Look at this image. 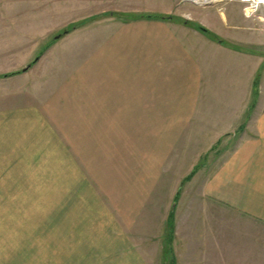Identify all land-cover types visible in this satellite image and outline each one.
Returning a JSON list of instances; mask_svg holds the SVG:
<instances>
[{
    "label": "crops",
    "instance_id": "obj_1",
    "mask_svg": "<svg viewBox=\"0 0 264 264\" xmlns=\"http://www.w3.org/2000/svg\"><path fill=\"white\" fill-rule=\"evenodd\" d=\"M219 9L0 0V264H156L160 242L176 254L155 208L166 184L181 190L189 144L200 158L221 144L207 190L264 220V55L251 51L264 13Z\"/></svg>",
    "mask_w": 264,
    "mask_h": 264
},
{
    "label": "rangeland",
    "instance_id": "obj_2",
    "mask_svg": "<svg viewBox=\"0 0 264 264\" xmlns=\"http://www.w3.org/2000/svg\"><path fill=\"white\" fill-rule=\"evenodd\" d=\"M185 3L202 8L218 6L219 10L225 8L242 10L246 7V4L236 0H221L213 5ZM254 24L260 34L256 42L262 46H257L251 51L261 50L264 55V22L257 19L254 20ZM50 43L48 41L35 50L32 48L30 53L24 52L26 56L29 55L31 64L45 52ZM24 50L26 51V48ZM188 147L181 158L180 182L183 183L184 180L186 182L181 187L179 199L176 200V196L181 183L170 182L160 191V197L158 195L157 198L159 203L164 205L155 208L157 220L161 222V218L170 217L175 206L174 223L171 226L167 224L169 228L167 236L176 235L177 252L173 254V250L169 249L166 255L162 254L163 243L160 242L159 249L151 248L152 251L159 250L157 251L159 253L153 256L156 264H264V220L250 217L245 212L223 203L217 199L215 194L217 191H213L221 179L222 164L228 158H224L225 153L222 155L220 152L221 144H215L211 152L203 154L201 158L200 152L197 154L199 157L194 156L197 151L195 145L189 144ZM195 161L196 167H193ZM195 169L196 173L187 178ZM171 175L179 179L178 175ZM173 177L167 179L172 180ZM210 180L214 183L211 185L213 189L211 187L207 190L206 184L211 182Z\"/></svg>",
    "mask_w": 264,
    "mask_h": 264
},
{
    "label": "built area",
    "instance_id": "obj_3",
    "mask_svg": "<svg viewBox=\"0 0 264 264\" xmlns=\"http://www.w3.org/2000/svg\"><path fill=\"white\" fill-rule=\"evenodd\" d=\"M184 2H191L194 4H207V5H213L215 3H218L221 0H201L203 2L198 3L199 0H183ZM239 2H242L246 4L245 7V13L247 16H253L257 12H263L264 13V0H236Z\"/></svg>",
    "mask_w": 264,
    "mask_h": 264
},
{
    "label": "trees",
    "instance_id": "obj_4",
    "mask_svg": "<svg viewBox=\"0 0 264 264\" xmlns=\"http://www.w3.org/2000/svg\"><path fill=\"white\" fill-rule=\"evenodd\" d=\"M156 17H159V16H156ZM161 18H164V16H162ZM78 25H79V24H78ZM78 25H75V27L78 26ZM197 27H198L200 30L204 31V32L210 33L208 30H206L205 28H203V27H201V26H197ZM37 60H39V58H37L36 61H37ZM36 61H35V62H36ZM35 62H34V63H35ZM34 63H33V64H34ZM18 73H20V72H15V73H12V74H9V75H14V74H18ZM197 169H198V168H197ZM197 169H195V170L192 172V174H190L189 177H187V178L192 177V176L196 173ZM185 182H186V181L184 180L182 185H184ZM180 195H181V190L177 193L176 200L179 199ZM175 205H176V203H175ZM174 212H175V206L172 208L171 213H170V217H169V220H168V224H169L170 226L174 223Z\"/></svg>",
    "mask_w": 264,
    "mask_h": 264
},
{
    "label": "bare ground",
    "instance_id": "obj_5",
    "mask_svg": "<svg viewBox=\"0 0 264 264\" xmlns=\"http://www.w3.org/2000/svg\"><path fill=\"white\" fill-rule=\"evenodd\" d=\"M200 1H201V0H199V2H200ZM197 2H198V1H197ZM201 2H203V1H201ZM201 2H200V3H201Z\"/></svg>",
    "mask_w": 264,
    "mask_h": 264
},
{
    "label": "water",
    "instance_id": "obj_6",
    "mask_svg": "<svg viewBox=\"0 0 264 264\" xmlns=\"http://www.w3.org/2000/svg\"><path fill=\"white\" fill-rule=\"evenodd\" d=\"M28 69V68H27ZM174 207V206H173Z\"/></svg>",
    "mask_w": 264,
    "mask_h": 264
}]
</instances>
